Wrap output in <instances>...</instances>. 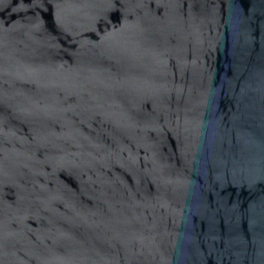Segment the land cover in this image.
I'll return each mask as SVG.
<instances>
[{
  "label": "water",
  "instance_id": "obj_1",
  "mask_svg": "<svg viewBox=\"0 0 264 264\" xmlns=\"http://www.w3.org/2000/svg\"><path fill=\"white\" fill-rule=\"evenodd\" d=\"M0 264H264V0H0Z\"/></svg>",
  "mask_w": 264,
  "mask_h": 264
}]
</instances>
